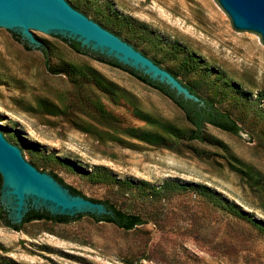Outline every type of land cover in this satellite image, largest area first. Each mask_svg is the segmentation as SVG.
I'll return each instance as SVG.
<instances>
[{
  "label": "rangeland",
  "instance_id": "374dc122",
  "mask_svg": "<svg viewBox=\"0 0 264 264\" xmlns=\"http://www.w3.org/2000/svg\"><path fill=\"white\" fill-rule=\"evenodd\" d=\"M67 1L86 11L83 13L89 18L107 24L108 30L151 59L160 60L162 66L178 70L180 81L193 85L203 97H212L228 111L241 127L238 133L210 124L206 131L261 177L252 179L235 168L216 144L193 142L206 150L198 154L188 148L180 153L135 139L132 146L109 140L103 134L108 128L91 117L92 102L82 93L79 103L70 78L52 73L41 50L28 49L20 36L0 28V130L6 138L40 171L56 174L87 198L109 201L126 212L141 214L145 220L132 230H124L113 223L96 222L86 214L55 225L33 221L16 230L0 217V264H264V232L248 218L197 191L169 188L156 196H144L141 190L128 191L114 182H92L83 174L102 169L119 180L147 183V190L158 189L166 181L204 184L222 201L238 205L264 225L262 36L241 33L219 0ZM37 33L55 46L52 67L57 55L87 62L120 87L127 96L119 100L99 89H82L90 100L97 96L116 116L117 124L145 126L135 114L138 106L187 125L183 111L169 97L129 70L79 54L67 42ZM176 44L182 45L179 55L187 61L192 53L201 57V66H205L199 71L208 68L212 83L187 71L180 61L177 66V56L171 52ZM216 71L221 75L218 80ZM233 83L241 85L246 93L242 99L251 105L245 108L242 101L232 98L236 93ZM60 96L72 105L68 112L53 115L37 109L39 99L61 104ZM77 122H94L98 131H84ZM48 155L60 156L76 170ZM3 191L0 177V199Z\"/></svg>",
  "mask_w": 264,
  "mask_h": 264
},
{
  "label": "trees",
  "instance_id": "16d2710c",
  "mask_svg": "<svg viewBox=\"0 0 264 264\" xmlns=\"http://www.w3.org/2000/svg\"><path fill=\"white\" fill-rule=\"evenodd\" d=\"M75 8L79 9L77 5L72 4ZM83 12H86L83 10ZM108 20H111L108 18ZM99 22V21H97ZM102 26L108 28L107 24H103L101 21L99 22ZM117 34V33H116ZM59 37V36H57ZM65 42L69 44V46L79 54L89 55L96 59H99L104 62H108L112 65H116L122 67L126 70L132 72L135 76H137L142 81L146 82L147 84L151 85L152 87L159 90L162 94L169 97L184 113L187 125H178L174 122L168 121L162 117L156 116L151 114L143 109L135 106V114L140 117L142 120L145 121V126L137 127L131 125H121L116 123V116L111 112L108 111L104 103L96 96L90 100V97L84 93L88 88H91L94 92V89H99L104 93L110 95L113 100H119L121 97H126L125 93L120 90V87L116 85L114 82L110 81L109 79L105 78L95 67L87 62L79 63L74 61H69L64 59L61 56L58 57V61L55 67H52V56L55 54V46L51 45L48 41H43V44L39 50L42 51L45 62L48 65L50 71L54 74H65L67 75L70 80L72 81L78 96H79V103L82 102L81 95L83 94L87 97V101L89 100L93 104L94 113L91 117L96 120L98 123L104 125L108 128L105 132L103 131L104 136H107L109 140L115 141L124 145L132 146L135 139L139 142L146 143L149 145L159 146L163 148H167L176 152H182L184 148H188L193 150L198 154L205 153L206 150L203 148H199L193 145V142H200V143H209V144H216L220 145L223 150L227 153V158L235 168L240 169L241 171L245 172L244 174L248 175L252 179H260L261 175L254 168L246 163H244L241 159L237 156L233 155L230 152V148L222 143V141L216 139L215 137L211 136L206 131V125L210 124L215 127H218L222 130L231 132V133H238L241 130L240 125L238 124L237 120L232 117V115L226 111L221 109L217 104L216 101L212 97H203L198 90L191 84H185L188 88L197 94L202 101L203 104L200 102L193 101L191 99H185L182 95H178L175 90L171 89L167 84L161 83L159 81L152 80L149 76L144 75L138 71H135L132 68L126 67L121 65L115 60L107 59L104 56L90 53L87 49L82 48L80 43L77 41H68L67 39L61 38ZM25 46L28 49L32 47L25 43ZM181 44H176L171 49V52L177 56L176 64L185 65L187 71H194L197 75H200L202 78L207 79L208 83H212L210 81V70L207 68L205 70L199 71L201 67L202 59L198 55L192 53L189 55L188 61L184 59L182 56L179 55ZM156 63L161 66V61L157 58H152ZM180 61V62H179ZM173 75H175L178 79V70L166 67ZM217 76V80L219 77L221 78L220 72H215ZM180 80V79H179ZM233 90L236 92L232 94V98L236 101L243 102V106L246 108L247 105H251L249 101L243 100L242 95L246 94L244 89L241 87L240 84L233 83L231 84ZM85 88V91L82 89ZM233 92V91H232ZM83 93V94H82ZM261 96V95H260ZM59 100L61 104H56L55 102L49 101L46 98L39 99L37 103V109L48 112L50 114L56 115L63 112H68L71 108V104L66 103V99L64 96H60ZM89 112V111H87ZM78 125L82 128V130L87 132H93L94 129H97V125L94 122H87L86 124H81L77 122ZM49 159L54 162H59L60 164L67 166L76 170V168L72 167L67 161L57 155H48ZM37 163V162H36ZM236 163V164H235ZM38 164V163H37ZM238 164V165H237ZM39 165V164H38ZM61 183L65 186L69 187L70 190L74 194H81L85 196L80 190L72 187L71 185L65 184L64 181L57 177L56 174L52 173ZM83 174L92 182H106V183H118L122 188H125L128 191L134 190H141V195L150 196L161 193L162 189L165 191L169 190H194L198 193L204 195L206 198L212 200L213 202L219 204L220 206L227 208L234 212L235 214L248 218V220L254 222L258 228H260L264 232V225L260 224L258 221L254 220L252 217L248 216L246 213L240 210L239 206L236 204H228L222 201L207 185L204 184H197V183H188V184H180L175 181H166L160 188L155 190H147L146 184L147 183H137L131 180H119L110 172L103 171L102 169L96 171H83ZM1 177V175H0ZM2 180V177H1ZM145 186V187H144ZM87 197V196H85ZM92 199V198H90ZM98 202H104L108 209L111 210L110 213L107 214H96V213H83L79 214L78 216H69V215H54L47 210H35L31 209L25 216L24 220L20 224H11L10 220L7 219L6 215L4 214V209L0 205V217L5 222L6 225L11 226L16 230H22L23 226L27 223L33 221H41L46 223H51L52 225L67 223L69 221L75 220L81 217L84 214L90 215L96 222H109L115 224L117 227L122 228L124 230H132L137 226L142 225L145 223V220L138 213H129L120 208H118L115 204L109 201H100L95 200ZM247 215V216H246ZM47 230L51 232H56L51 228L47 227Z\"/></svg>",
  "mask_w": 264,
  "mask_h": 264
},
{
  "label": "water",
  "instance_id": "95a60500",
  "mask_svg": "<svg viewBox=\"0 0 264 264\" xmlns=\"http://www.w3.org/2000/svg\"><path fill=\"white\" fill-rule=\"evenodd\" d=\"M219 2L241 33L258 34L264 40V0ZM0 28L16 33L23 42L35 48H40L44 41L37 32L60 40L77 41L90 53L115 60L152 80L165 83L185 99L204 103L166 67L89 18L67 0H0ZM0 175L4 189L0 205L11 224L22 223L31 209L69 216L111 212L104 202L74 194L54 175L40 171L1 130Z\"/></svg>",
  "mask_w": 264,
  "mask_h": 264
},
{
  "label": "flooded vegetation",
  "instance_id": "af4514ba",
  "mask_svg": "<svg viewBox=\"0 0 264 264\" xmlns=\"http://www.w3.org/2000/svg\"><path fill=\"white\" fill-rule=\"evenodd\" d=\"M61 38V37H60ZM26 43V42H25ZM5 211V210H4ZM4 214L6 215V217H7V213H6V211L4 212ZM7 219H8V217H7Z\"/></svg>",
  "mask_w": 264,
  "mask_h": 264
}]
</instances>
